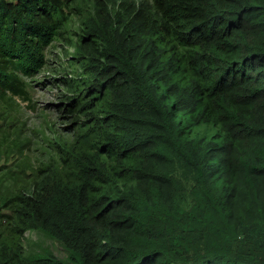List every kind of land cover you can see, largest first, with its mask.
<instances>
[{
	"label": "trees",
	"instance_id": "16d2710c",
	"mask_svg": "<svg viewBox=\"0 0 264 264\" xmlns=\"http://www.w3.org/2000/svg\"><path fill=\"white\" fill-rule=\"evenodd\" d=\"M76 1L0 0V102ZM90 2L66 38L72 127L36 163L0 145V264H264V0Z\"/></svg>",
	"mask_w": 264,
	"mask_h": 264
},
{
	"label": "rangeland",
	"instance_id": "374dc122",
	"mask_svg": "<svg viewBox=\"0 0 264 264\" xmlns=\"http://www.w3.org/2000/svg\"><path fill=\"white\" fill-rule=\"evenodd\" d=\"M76 4L80 9L74 11L76 15L71 19L69 30L64 32V38L54 40L45 49L47 62L43 71L24 79L26 90L24 96H13L8 92L9 97H5L0 102V108L9 114L5 122L0 119L5 131L4 135L0 134V145H12L13 142L18 141L23 144L22 157H26L31 162L36 163L39 160L40 151L45 148L53 131L62 133L72 127L71 121L60 115L62 97L66 96L61 79L74 71L67 62L72 48L69 47L66 38L77 27L80 13L85 12L91 2L77 0ZM14 156L16 155L10 156L9 159H13ZM5 161L1 158L0 163L4 164ZM25 238L24 248L28 252L49 248L58 258H65L67 255L66 250L57 240L48 238L41 232L28 230L25 232Z\"/></svg>",
	"mask_w": 264,
	"mask_h": 264
}]
</instances>
